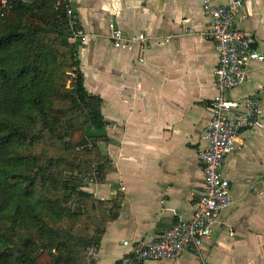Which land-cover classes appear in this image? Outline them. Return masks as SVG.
I'll list each match as a JSON object with an SVG mask.
<instances>
[{
  "label": "crops",
  "instance_id": "1",
  "mask_svg": "<svg viewBox=\"0 0 264 264\" xmlns=\"http://www.w3.org/2000/svg\"><path fill=\"white\" fill-rule=\"evenodd\" d=\"M70 6L88 35L79 46L81 69L87 92L101 100L108 136L102 147L112 166L92 192L117 206L100 260L133 261V245L190 220L205 189L199 152L218 95L219 57L206 38L211 20L201 0H70ZM242 13L247 18L238 28L252 33L264 54V0H246ZM111 22L131 48L113 46ZM227 96H253L264 116V62L253 61L248 81ZM222 173L232 203L206 243L207 262L188 253L164 264H264V129L241 134Z\"/></svg>",
  "mask_w": 264,
  "mask_h": 264
},
{
  "label": "trees",
  "instance_id": "2",
  "mask_svg": "<svg viewBox=\"0 0 264 264\" xmlns=\"http://www.w3.org/2000/svg\"><path fill=\"white\" fill-rule=\"evenodd\" d=\"M66 5L70 0H8L1 11L0 0V264H86V249L101 244L116 216L113 201L65 177L91 173L95 163L103 183L111 165L101 100L87 92ZM91 150L89 159L73 157ZM75 196L79 209L102 208L98 227L84 236L56 225L72 216L65 205Z\"/></svg>",
  "mask_w": 264,
  "mask_h": 264
},
{
  "label": "built area",
  "instance_id": "3",
  "mask_svg": "<svg viewBox=\"0 0 264 264\" xmlns=\"http://www.w3.org/2000/svg\"><path fill=\"white\" fill-rule=\"evenodd\" d=\"M24 3L34 0H22ZM246 0H227L216 4L214 0H201L204 14L210 18L206 38L214 43L218 53L215 84L218 95L211 101V120L205 134L207 146L199 152L204 171L205 189L190 220H179L161 236L143 239L133 245V261L123 260L117 264H143L153 261L164 264L185 254L192 253L207 262L206 243L215 227L220 224L223 213L231 206V185L223 176L226 159L237 146L244 131L264 129V116L259 101L253 96L232 99L227 94L245 84L253 61L264 62V54L254 48L255 37L237 26L243 14ZM61 3H58L60 6ZM8 9V0H1V11ZM64 16L71 31L72 43H83L88 35L81 26L73 8L66 5ZM111 39L116 48H131V40H125L114 22L110 23ZM140 35V41L145 42ZM145 59H141L144 62ZM233 237L235 233L232 231ZM129 246L128 242L124 243ZM86 264H103L100 246L86 249Z\"/></svg>",
  "mask_w": 264,
  "mask_h": 264
},
{
  "label": "rangeland",
  "instance_id": "4",
  "mask_svg": "<svg viewBox=\"0 0 264 264\" xmlns=\"http://www.w3.org/2000/svg\"><path fill=\"white\" fill-rule=\"evenodd\" d=\"M71 38V37H70ZM71 42V40H70ZM56 148H61L60 144L59 147ZM89 153L91 156L93 155V151L91 150L90 152L84 151L83 153L77 154L73 156L74 158L76 156L78 157H85L88 155L89 159ZM62 155H65L64 152L61 153ZM93 171L90 173L88 172H72V173H65L66 179L70 182L71 185H77L79 186L82 190L86 192H90L94 195L95 198L98 199V197L95 195V193L92 192L94 185L98 184V174L94 171L96 165L95 163L92 164ZM112 166H108L107 171H110ZM79 172V173H78ZM64 195V193H63ZM66 195L69 197H72L71 192H66ZM73 200L68 201V203L65 205L67 210H70L72 212L71 217H65L64 219L60 220L56 225L59 227H63L70 232L76 234V236H84L86 233H90L92 230L96 229L98 227L99 221H101V216H102V208L99 210H95L91 207V203H87L85 207L82 209H79V205L77 204L78 199L77 197H73ZM85 210V211H84ZM81 212V214H80ZM73 214H76L73 216ZM59 254H63L67 258V253L66 252H60Z\"/></svg>",
  "mask_w": 264,
  "mask_h": 264
}]
</instances>
